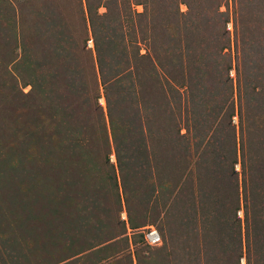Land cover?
<instances>
[{"label": "rangeland", "instance_id": "1", "mask_svg": "<svg viewBox=\"0 0 264 264\" xmlns=\"http://www.w3.org/2000/svg\"><path fill=\"white\" fill-rule=\"evenodd\" d=\"M42 63L62 76L61 146L101 131L45 177L9 117ZM262 71L264 0H0V264H264V184L244 201L240 165L242 138L264 174V128L241 133L236 81L263 109Z\"/></svg>", "mask_w": 264, "mask_h": 264}, {"label": "trees", "instance_id": "2", "mask_svg": "<svg viewBox=\"0 0 264 264\" xmlns=\"http://www.w3.org/2000/svg\"><path fill=\"white\" fill-rule=\"evenodd\" d=\"M155 65H162L160 62V58L156 57L155 61L151 63V68L155 69ZM37 68L41 70L42 74L29 82L30 88L23 95L24 99L21 101V107L13 108L12 111L14 114L9 116L15 121L19 119L21 123L22 127H20V130H22L23 136L21 142L25 154L24 160L30 162L31 164L42 166L43 169H41V172L42 174H45V170L49 171L57 168V165H55V163H52V159L53 162L55 161L57 163L60 157L58 152L62 153L61 150L59 151L60 146L65 150L66 153H68V156L66 157L68 167L72 169L74 168L75 170L80 169L84 165L82 163L81 156L79 155L80 148H84L85 150V148H88V145L84 144L82 146L79 141H87L88 139V143L90 145H93L92 140L94 138H92L91 135H98V133L101 132L100 128H95V130H93L91 134L88 131L89 127H85L83 129L80 128V133H78L76 136L78 142L77 145L73 143L74 146H72L70 143L61 146V144L58 142L59 138L57 136L61 133V130H63L62 127L70 126L69 122L67 120H64L67 119L66 117L62 119V113L67 115L66 110L68 109L62 108L60 106L61 102L59 100L56 101L57 96H61L60 93L64 94L61 87L62 83H60V81H62V76H59V71L57 70L58 68L52 69L49 64L46 65L42 63L38 65ZM259 69L260 71L263 69L262 65ZM26 72L29 73L27 70ZM262 73H264V71H262ZM134 75L137 76L139 80L141 72L134 69ZM242 75L244 76L243 73L241 74V76L239 74H236V81L237 84H239L242 95L239 101L238 109L239 124L241 128L240 131L242 133V131L244 130L246 133H249L251 127L254 126H258V130L262 131V129L264 128V106L262 109L260 104L258 106H254L249 101L251 100L250 94L252 93V88H250L249 85L250 80L247 79V77H243ZM238 76H240L241 79H239ZM29 77L31 78V76ZM182 81L180 83L184 84V76ZM8 83L9 101V98L13 97V92L9 90V88H13L14 80L12 78H9ZM141 84L143 83L139 81V88L141 87ZM150 86L156 88V85H154L152 81L150 83ZM143 88L144 86L140 89ZM255 92L254 95H256ZM2 93L3 92L0 91V95H2ZM53 95L55 99L52 98ZM257 96L258 98L262 97L259 93ZM253 100H255V98ZM11 102L17 103L16 101ZM4 103L6 104L7 102L5 101ZM18 111H21L20 114H18ZM247 117L250 119L249 121H247ZM109 121L112 131V137L117 140L115 143H119L123 146V133L121 134L117 131V128L113 126V121L110 117ZM55 139L58 140L56 141ZM53 141L57 142L55 148L50 145ZM221 146L223 147V153H226L228 150V148H226V144L221 143ZM229 146L230 140L228 141V147ZM48 156H51L52 158ZM117 156L118 150L116 151V157ZM255 157L256 156L254 149L251 148V142L249 140H243L241 138L240 165L244 176V201L258 199V197L260 196L257 192H255V187H257V183L264 184V180L262 179L264 177V174L262 176L260 175L259 171L261 170V165ZM233 162L234 159L233 161H231V164ZM39 168L40 167H38L37 169L40 170ZM251 170H254V173L258 170L259 174L257 180L251 179ZM125 200L127 201V198H125Z\"/></svg>", "mask_w": 264, "mask_h": 264}, {"label": "built area", "instance_id": "3", "mask_svg": "<svg viewBox=\"0 0 264 264\" xmlns=\"http://www.w3.org/2000/svg\"><path fill=\"white\" fill-rule=\"evenodd\" d=\"M121 215V217L124 218V214L122 213ZM142 238L147 245H156L160 242V235L158 231L151 226L144 228Z\"/></svg>", "mask_w": 264, "mask_h": 264}]
</instances>
